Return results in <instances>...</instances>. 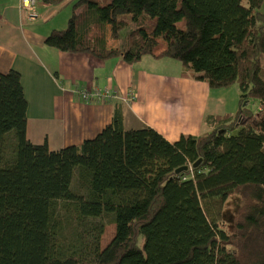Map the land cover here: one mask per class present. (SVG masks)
Returning a JSON list of instances; mask_svg holds the SVG:
<instances>
[{
  "label": "trees",
  "instance_id": "trees-1",
  "mask_svg": "<svg viewBox=\"0 0 264 264\" xmlns=\"http://www.w3.org/2000/svg\"><path fill=\"white\" fill-rule=\"evenodd\" d=\"M46 44L129 64L164 47L183 78L260 104L174 143L116 104L95 139L51 150L27 136L20 72L0 73V264H264V0H77Z\"/></svg>",
  "mask_w": 264,
  "mask_h": 264
},
{
  "label": "crops",
  "instance_id": "crops-1",
  "mask_svg": "<svg viewBox=\"0 0 264 264\" xmlns=\"http://www.w3.org/2000/svg\"><path fill=\"white\" fill-rule=\"evenodd\" d=\"M67 3L37 0L27 10L21 0H0V73L21 74L28 102L27 136L33 143H47L51 150L80 145L111 122L116 103H85L75 94L79 86L133 90L136 100L122 104L126 127H151L171 143L210 129L206 117L232 115L244 106L236 86L212 89L183 78L180 62L157 58L164 47L129 64L122 58L102 61L48 46V35L68 23V13L55 22Z\"/></svg>",
  "mask_w": 264,
  "mask_h": 264
},
{
  "label": "built area",
  "instance_id": "built-area-1",
  "mask_svg": "<svg viewBox=\"0 0 264 264\" xmlns=\"http://www.w3.org/2000/svg\"><path fill=\"white\" fill-rule=\"evenodd\" d=\"M37 0H21L23 9L32 10ZM79 100L85 103H106V104H131L136 100V94L133 90L122 92L116 88H89L79 86L75 90Z\"/></svg>",
  "mask_w": 264,
  "mask_h": 264
},
{
  "label": "rangeland",
  "instance_id": "rangeland-1",
  "mask_svg": "<svg viewBox=\"0 0 264 264\" xmlns=\"http://www.w3.org/2000/svg\"><path fill=\"white\" fill-rule=\"evenodd\" d=\"M76 1L77 0H73L71 2L68 1L67 4L69 6H65L64 5L63 7H60L62 9H61L60 13L56 16L55 22H59L61 20V18H63V16H65V15L67 16V13H68L69 14V16H68V23H69V19L72 16V13H73V5L76 3ZM40 4H42V2ZM68 23H67L66 27L60 28V29H62V30L63 29H66L67 26H68ZM178 36H179V33L176 35V37H178ZM164 44H165V41H163V40L160 39L159 40V45L160 46H163ZM219 49H220V51L223 54L226 53V47H225V44H224V40H221ZM259 104H260L259 101H256L253 98H250L249 99L248 106L251 109H253V110H255L256 108H258ZM42 144H44V143H42ZM2 189H4V191H20V187L17 186V185H13V186H11V185L2 186ZM233 201H234L233 203H237L239 200H233ZM37 203L42 208V210L46 213L47 208H48V205H49L48 204V200L45 197L41 196V197H39L37 199ZM230 211L232 212V209H230ZM115 232H116V226H114V225L108 226V228L106 229L105 235H104L103 245L108 244L112 240V238L115 235Z\"/></svg>",
  "mask_w": 264,
  "mask_h": 264
},
{
  "label": "water",
  "instance_id": "water-1",
  "mask_svg": "<svg viewBox=\"0 0 264 264\" xmlns=\"http://www.w3.org/2000/svg\"><path fill=\"white\" fill-rule=\"evenodd\" d=\"M244 97H246V96L244 95ZM247 102H248V100L244 102V106L247 105ZM183 170H187V167H183V168L178 169L177 173L180 171H183Z\"/></svg>",
  "mask_w": 264,
  "mask_h": 264
}]
</instances>
